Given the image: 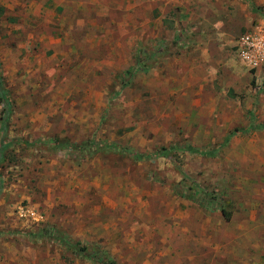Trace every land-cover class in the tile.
Masks as SVG:
<instances>
[{
    "label": "rangeland",
    "instance_id": "374dc122",
    "mask_svg": "<svg viewBox=\"0 0 264 264\" xmlns=\"http://www.w3.org/2000/svg\"><path fill=\"white\" fill-rule=\"evenodd\" d=\"M233 1L0 0V264H264Z\"/></svg>",
    "mask_w": 264,
    "mask_h": 264
},
{
    "label": "built area",
    "instance_id": "2783aa9c",
    "mask_svg": "<svg viewBox=\"0 0 264 264\" xmlns=\"http://www.w3.org/2000/svg\"><path fill=\"white\" fill-rule=\"evenodd\" d=\"M234 53L245 64L250 73L255 76V88L260 89L256 70L264 68V35L258 29H249L240 33L235 39Z\"/></svg>",
    "mask_w": 264,
    "mask_h": 264
},
{
    "label": "crops",
    "instance_id": "0c3cea01",
    "mask_svg": "<svg viewBox=\"0 0 264 264\" xmlns=\"http://www.w3.org/2000/svg\"><path fill=\"white\" fill-rule=\"evenodd\" d=\"M236 6H238L237 15L244 22V26L249 29H258L261 34L264 35V0H245V2H240V0H234ZM242 15L246 18H242ZM238 19V21L240 20ZM252 20V22H249ZM253 20H255V25H253ZM235 39L231 40L230 42L235 44ZM222 44L217 45L219 47ZM257 77L262 76L264 79V68H258L256 70Z\"/></svg>",
    "mask_w": 264,
    "mask_h": 264
},
{
    "label": "trees",
    "instance_id": "16d2710c",
    "mask_svg": "<svg viewBox=\"0 0 264 264\" xmlns=\"http://www.w3.org/2000/svg\"><path fill=\"white\" fill-rule=\"evenodd\" d=\"M251 73L253 74L254 71L251 70ZM254 78H255V76L252 75V79H251V83H252V84L255 83V82H254V81H255ZM51 143H52L53 145H57V144H60V141H59V140H56V139H53V140H51ZM1 149H2V147H1ZM222 214L224 215V217H225L226 219L229 218L228 214H226V212H225L223 209H222ZM63 242H64V243H67L66 240H63ZM78 245H79V242L70 244L71 248H73L74 250L83 251V250H84V247H82V246H78ZM90 256H91V258H92L93 260H96V259H97V255H90ZM96 261H97V260H96ZM98 261H99V260H98ZM102 264H115V263H114L113 260L107 258V259H105L104 261H102Z\"/></svg>",
    "mask_w": 264,
    "mask_h": 264
}]
</instances>
